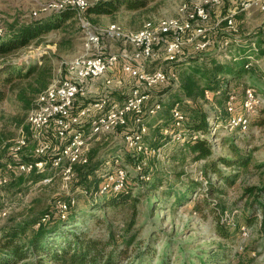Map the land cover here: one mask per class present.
I'll return each mask as SVG.
<instances>
[{"label":"rangeland","instance_id":"374dc122","mask_svg":"<svg viewBox=\"0 0 264 264\" xmlns=\"http://www.w3.org/2000/svg\"><path fill=\"white\" fill-rule=\"evenodd\" d=\"M191 1L148 0L147 6L137 11L122 7L113 15L83 14L73 26L53 30L42 36L39 43L32 44L7 58H0V66L5 61L31 64L35 62L34 59L43 60L46 56L52 60L55 77L64 70V62L85 53L84 44L87 29L83 26V22L91 24L94 30L95 27L106 28L111 23H118L125 29L137 31L149 20L177 16L180 6ZM54 2L57 0H0V38L9 33L13 25L41 22L59 13L61 10L51 7ZM230 7L228 5L221 10L215 9L211 14L212 21L208 32L210 49L199 53L200 55H194L193 44L187 43L183 48V54L178 58L180 63L177 64H182L180 68L186 70L194 64L193 61L190 62L192 57H198L201 62H206L213 55H217L221 59L228 57L231 60L233 56L247 50V55L253 56V68L242 78L241 83L256 90L259 104L256 112L250 115V122L258 124L264 118V11L253 9L235 14V28L231 29L222 21L224 17L233 15L228 14ZM218 23L219 25H217ZM69 24L70 22H68ZM64 37L70 38L72 42L60 46L59 43ZM186 41L187 39H184V42ZM104 43L108 51L123 49L119 42L105 40ZM165 57V51H159L156 60L149 63V70L152 72L159 69L167 72L173 70L175 66L170 64ZM116 75L124 76L119 72ZM130 81L126 77V86L130 87ZM104 91L102 82L101 84L91 82L88 85L87 95L79 100L81 104L89 103L98 99ZM180 93L181 91L176 87L157 89L151 92L146 109H150L156 103H160L162 109L156 116L148 114L144 118L150 129L149 135L145 139L148 146H154L156 139L160 137V133L151 126L167 112V105L172 102L174 96H178ZM39 95L34 99V103ZM124 98L123 95H120L115 99L121 102ZM182 98L185 102H192L189 98ZM197 104L203 111L211 114L219 109L217 103L210 98L199 100ZM27 114L22 111L20 106L9 102H5L0 108V178L8 175L9 180L6 184H0V230L8 222L23 220L31 214L38 215L47 211L54 213L58 201L67 194L73 195L74 193L72 190L67 193L70 188H65L61 172L49 169V165L46 166L48 168L46 174L52 179L49 183L35 182L37 175L18 176L13 174L12 176L8 174L9 166H13L14 162L16 163L18 160L30 162L35 159L33 153L35 146L32 143H29L19 155H13L10 152L20 129L23 127L27 131L29 130ZM216 132L218 138L212 139L216 152L214 159L219 154H227L228 147L224 146L222 141V138L226 137L236 136L239 146L252 152V155L250 154L252 158L247 168L231 169L222 166L227 176H236L230 185H226L220 179H215V175H212L210 171H208V175L206 174V162L210 159L195 161L192 155L183 154L184 151L181 149L183 146L178 142H171L163 148L164 157L144 154L137 156L135 153L127 151L121 131L95 141L92 147V161L93 164L102 162L97 173V176L100 177L108 171V167L104 165L105 161L116 154H121L123 156L122 163L128 169L129 184L135 192L147 191L156 178L163 183L159 191L169 185L185 190L188 184H196L197 188L193 191L191 203L179 207H169L168 203L163 204L162 201L157 202L156 200L155 203V199L152 198L154 195L150 193V199L139 206L142 213L137 219L135 228L144 230L141 234L144 238L158 236L162 243H167L168 246L164 247L158 242L155 248L159 254L169 250L173 264H201L200 259L204 263L213 262L209 264H264V229L261 228L263 214L261 206L264 205V125H255L241 133H237L231 127L222 129L220 126H214L212 133ZM175 155L178 158L174 159ZM139 166L143 168L142 171L138 169ZM146 171L152 175L151 178L146 177ZM212 187L223 188L226 194L213 196ZM251 189L254 191L251 192ZM75 194L79 207L87 208L82 190L77 188ZM206 198L211 204L209 208H219L218 214L221 216L222 222L230 228L232 240L226 241L219 237L212 214H207V210L203 214L195 212L196 202H202ZM220 205L226 209L225 213H222ZM251 214L256 217L252 224H248L247 220ZM123 223L122 215L117 216L114 227L117 234L121 233ZM107 229L106 226H93L94 233L104 236L108 234ZM1 234L2 231H0V236ZM211 258H217L215 259L217 261H210ZM152 264H159V262Z\"/></svg>","mask_w":264,"mask_h":264},{"label":"trees","instance_id":"16d2710c","mask_svg":"<svg viewBox=\"0 0 264 264\" xmlns=\"http://www.w3.org/2000/svg\"><path fill=\"white\" fill-rule=\"evenodd\" d=\"M147 4L148 0L101 1L90 6L84 15H113L122 7L137 11L145 8ZM77 19H79L78 11L68 8L41 22L11 26L9 33L0 38V58H7L32 44L39 43L42 36L53 30L73 26ZM68 22H70L69 25ZM71 42L70 38L64 37L59 44L65 46ZM246 51L243 50L241 54L233 56L231 60L213 55L206 62H201L198 57H192L190 62L193 61L194 64L186 70L180 68L182 64H173L175 66L173 70L177 72L180 79L178 89L181 93L172 98V102L167 105V112L151 126L160 133V137L151 147L165 148L172 141L163 134V131L172 126V110L175 105L179 104L181 110L188 116L185 129L187 141L181 144L183 154L192 155L195 161L210 159L206 162V174L208 175V171H210L212 175H215V179L222 180L226 185H230L236 176H227L222 166L231 169L247 168L252 158V152L239 146L236 136L226 137L222 138V141L223 145L228 147L227 154H219L214 159L216 152L212 139H217L218 134L217 132L213 134L212 128L220 126L222 129H229L230 115L226 111V104L229 101L228 94L234 92L241 99L244 90L250 88L241 83L242 78L253 68L246 67L248 56ZM193 54L200 55L195 52ZM34 61L31 64H18L14 61L2 63L0 66V108L5 102H9L20 106L22 111L27 114L33 107L36 96L52 82L55 70L51 58L45 56L43 60L34 59ZM166 88H173V85L165 84L157 89ZM206 92L210 93L212 101H215L219 107L213 114L203 111L197 104L199 100H207ZM181 95L189 98L192 102H185ZM258 124L264 125V118ZM258 124L250 122L247 129ZM232 130L237 133L244 132L240 127ZM194 137L197 138L194 139ZM92 151L87 165L74 167V175L69 182L70 190H68V192L72 190L74 193L61 198L55 206L54 213L47 211L38 215L31 214L23 220L10 221L1 228L0 264L174 263L169 250L159 254L155 248L158 242L164 247L168 246L167 243H162L158 236L144 238L141 236L144 230L135 228L137 219L142 213L139 206L150 199V193H153L152 198L155 199V203L156 200L157 202L162 201L163 204L168 203L169 207H179L191 203L193 191L197 188L196 184H188L185 190L169 185L159 191L163 183L156 178L147 191L135 192L128 180L126 186L120 191L101 193L103 180L97 176V173L102 162L93 164ZM173 158L178 157L175 155ZM13 165L17 164L14 162ZM146 173L150 177L152 176L149 172L146 171ZM8 174L13 176L14 173L9 171ZM31 175H37L35 182L43 181L47 176L46 173L37 172ZM77 188L82 190L87 208L81 209L77 204L75 198ZM252 191L254 189H251ZM158 192L160 194H157ZM211 193L213 196L226 194L223 188L215 187H212ZM92 198L96 199L91 200ZM60 204H64L66 208L63 209ZM210 205L208 198L202 202L198 201L194 206L195 212L203 214L207 210V214H212L219 237L226 241L232 240L230 228L222 222L223 220L218 214L219 208H209ZM220 207L222 213H225L226 209L221 205ZM261 207L263 211L261 228L264 229V205ZM119 215H122L124 223L120 230L121 233L119 231L120 234H117L114 227ZM46 216L49 218L42 221ZM255 217L254 214H251L247 223L252 224ZM93 226H106L108 234L104 236L94 233ZM160 256L162 257L159 258ZM215 259L217 258L210 261H217ZM200 262L201 264L213 263H204L202 259Z\"/></svg>","mask_w":264,"mask_h":264},{"label":"built area","instance_id":"2783aa9c","mask_svg":"<svg viewBox=\"0 0 264 264\" xmlns=\"http://www.w3.org/2000/svg\"><path fill=\"white\" fill-rule=\"evenodd\" d=\"M101 1L110 0H57L51 7L61 11L76 9L81 18L90 6ZM228 5L231 6L228 14L233 15L224 17L222 21L231 29L235 28V14L253 9L264 11V0H192L180 6L177 16L149 20L137 31L125 29L118 23H111L106 28L95 27L94 30L91 24L83 22L87 29L85 53L64 62L62 73L53 78L28 112L29 130L22 127L10 148L11 154L19 155L32 143L35 159L30 162L18 160L17 165L9 166V171L15 175L46 173L49 165V169L61 172L68 189L74 167L89 163L95 141L117 131H121L127 151L137 156L164 157L162 147L146 144L150 129L144 120L148 114L156 116L162 105L156 103L150 109H146V105L151 92L165 84L178 88L180 79L174 70L150 71L149 63L155 61L162 50L170 64L179 63L178 58L187 43L193 44L195 53L210 49L211 14L215 9L221 10ZM105 40L119 42L123 49L108 51ZM246 67H253V56H247ZM118 72L125 77L116 75ZM126 77L131 80L130 87L126 86ZM101 78H104L103 94L81 104L79 99L87 95L89 83ZM116 94L123 95V101H116ZM228 96L226 111L230 115V127L247 130L250 115L256 112L259 104L256 90L246 88L241 99L234 92ZM206 98L211 99L209 92H206ZM187 121L188 116L180 105H175L172 126L165 128L163 134L172 142L185 143ZM122 159L121 154H116L105 161L108 171L100 175L103 180L101 193L120 191L126 186L129 173ZM138 169L143 170L141 166ZM46 175L44 183L51 182V177ZM146 177L151 178L149 175ZM8 181L7 177L0 178V184ZM60 206L66 208L64 204ZM48 218L46 216L42 221Z\"/></svg>","mask_w":264,"mask_h":264},{"label":"crops","instance_id":"0c3cea01","mask_svg":"<svg viewBox=\"0 0 264 264\" xmlns=\"http://www.w3.org/2000/svg\"><path fill=\"white\" fill-rule=\"evenodd\" d=\"M103 80H104V78H101L100 80H98V81H96V84L97 83H100L101 84V82H103ZM121 94H116V96H120ZM116 96H115V98H116ZM120 102V101H119Z\"/></svg>","mask_w":264,"mask_h":264}]
</instances>
